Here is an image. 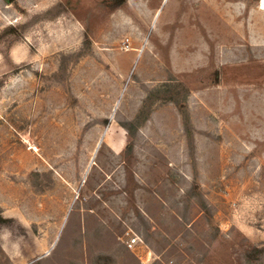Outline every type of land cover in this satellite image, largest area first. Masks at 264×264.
<instances>
[{
    "label": "rangeland",
    "instance_id": "374dc122",
    "mask_svg": "<svg viewBox=\"0 0 264 264\" xmlns=\"http://www.w3.org/2000/svg\"><path fill=\"white\" fill-rule=\"evenodd\" d=\"M67 1L0 0V32ZM73 1L0 45V207L28 229L0 264H240L264 245L263 0Z\"/></svg>",
    "mask_w": 264,
    "mask_h": 264
},
{
    "label": "trees",
    "instance_id": "16d2710c",
    "mask_svg": "<svg viewBox=\"0 0 264 264\" xmlns=\"http://www.w3.org/2000/svg\"><path fill=\"white\" fill-rule=\"evenodd\" d=\"M11 3L17 4V0H9ZM78 0H76V4ZM101 6L108 11H114L118 8L125 7V0H101ZM78 6L74 4L73 0H68L66 3L57 2L46 9L44 12L33 16L30 20L25 23L8 25L0 32V45H4L3 52H8L9 49L17 41L23 39L26 34L33 26L39 22L46 20L55 21L60 16H63L71 11H77ZM172 99V98H171ZM170 99V100H171ZM145 113V111H143ZM145 116L138 115V117L131 122L122 123V126L128 130L131 140L127 143V149L131 150L134 146L133 139L136 136L139 126L145 121ZM105 124H109V120H105ZM4 231H9L11 236L20 238L28 237V229L17 219L13 217H6L3 214V210L0 207V237ZM240 264H264V245H251L240 254Z\"/></svg>",
    "mask_w": 264,
    "mask_h": 264
},
{
    "label": "built area",
    "instance_id": "2783aa9c",
    "mask_svg": "<svg viewBox=\"0 0 264 264\" xmlns=\"http://www.w3.org/2000/svg\"><path fill=\"white\" fill-rule=\"evenodd\" d=\"M125 245L134 253H139L145 247L144 241L137 235H128ZM148 256H151V253H148Z\"/></svg>",
    "mask_w": 264,
    "mask_h": 264
},
{
    "label": "bare ground",
    "instance_id": "6f19581e",
    "mask_svg": "<svg viewBox=\"0 0 264 264\" xmlns=\"http://www.w3.org/2000/svg\"><path fill=\"white\" fill-rule=\"evenodd\" d=\"M262 4H263V6L261 8L264 9V0L262 1Z\"/></svg>",
    "mask_w": 264,
    "mask_h": 264
}]
</instances>
